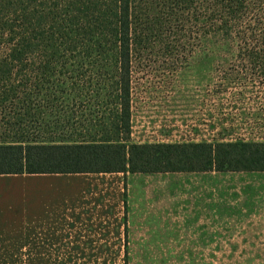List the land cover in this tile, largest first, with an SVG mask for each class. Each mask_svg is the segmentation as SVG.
Instances as JSON below:
<instances>
[{
    "label": "trees",
    "instance_id": "16d2710c",
    "mask_svg": "<svg viewBox=\"0 0 264 264\" xmlns=\"http://www.w3.org/2000/svg\"><path fill=\"white\" fill-rule=\"evenodd\" d=\"M194 56L237 58L260 72L264 0H1L0 58L120 66L106 77L56 76L52 67L2 74L0 174L264 172V142L253 139L131 142L139 84L130 63ZM235 79L242 93L264 89L260 75Z\"/></svg>",
    "mask_w": 264,
    "mask_h": 264
},
{
    "label": "rangeland",
    "instance_id": "374dc122",
    "mask_svg": "<svg viewBox=\"0 0 264 264\" xmlns=\"http://www.w3.org/2000/svg\"><path fill=\"white\" fill-rule=\"evenodd\" d=\"M186 59L187 63L170 58L130 63L133 82L139 84L130 96L131 142L181 143L220 138L264 142V89L242 93L243 89L228 83L234 78L235 82L244 77L256 80L259 75L263 81L264 64H260L259 72L250 71L253 66L237 58ZM119 66L113 62L42 63L0 58V76H41L40 68L52 67L56 76L106 77ZM220 84L228 87L219 88ZM65 104H70V100ZM21 106L17 101L1 107ZM125 196V254L26 255L25 264H124V255L126 264H264L260 198L243 194L231 204L226 222L218 217L210 225L211 233L207 228L203 231L211 236L209 241L199 238L203 232L196 229L198 224L193 222L191 207H185L183 218L181 212L176 215L175 208L168 207L165 199L160 198V205L155 206L139 183L134 190L127 188ZM175 218L181 223L174 224L171 220Z\"/></svg>",
    "mask_w": 264,
    "mask_h": 264
},
{
    "label": "crops",
    "instance_id": "0c3cea01",
    "mask_svg": "<svg viewBox=\"0 0 264 264\" xmlns=\"http://www.w3.org/2000/svg\"><path fill=\"white\" fill-rule=\"evenodd\" d=\"M138 183L155 206L165 199L183 218L191 207L202 232L218 217L226 222L243 194L260 198L264 223V172L0 174V264H25L26 255L125 254V191Z\"/></svg>",
    "mask_w": 264,
    "mask_h": 264
}]
</instances>
